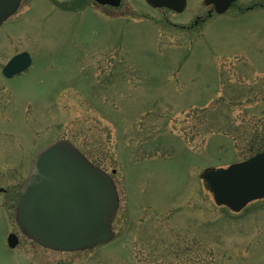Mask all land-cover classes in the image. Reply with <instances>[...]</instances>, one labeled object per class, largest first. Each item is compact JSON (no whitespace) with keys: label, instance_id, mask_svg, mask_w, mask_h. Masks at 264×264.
<instances>
[{"label":"rangeland","instance_id":"374dc122","mask_svg":"<svg viewBox=\"0 0 264 264\" xmlns=\"http://www.w3.org/2000/svg\"><path fill=\"white\" fill-rule=\"evenodd\" d=\"M201 2L22 0L0 26V186L65 139L119 196L109 244L58 252L20 237L21 262L1 240L17 227L0 195V264H264V199L231 212L201 177L264 152V0L211 16ZM24 51L31 67L5 80Z\"/></svg>","mask_w":264,"mask_h":264},{"label":"water","instance_id":"95a60500","mask_svg":"<svg viewBox=\"0 0 264 264\" xmlns=\"http://www.w3.org/2000/svg\"><path fill=\"white\" fill-rule=\"evenodd\" d=\"M151 8L181 13L187 0H144ZM236 0H203L224 13ZM21 0H0V25L15 13ZM117 7L120 0H95ZM31 64L28 53L15 55L3 69L11 77ZM115 170L112 171V174ZM202 179L217 206L234 212L264 198V152L226 168L205 169ZM119 204L112 177L86 159L71 142L62 139L43 148L22 185L15 208L20 230L45 248L74 252L110 241L112 219ZM14 235H10L9 240ZM10 246L14 242H9Z\"/></svg>","mask_w":264,"mask_h":264},{"label":"flooded vegetation","instance_id":"af4514ba","mask_svg":"<svg viewBox=\"0 0 264 264\" xmlns=\"http://www.w3.org/2000/svg\"><path fill=\"white\" fill-rule=\"evenodd\" d=\"M8 62V61H7ZM6 62V63H7ZM6 65V64H5ZM4 65V66H5ZM3 66V67H4ZM3 70V68H2ZM2 70H1V73H2ZM28 70V69H27ZM26 71L18 74V75H15L13 77H10V78H6L3 76V78L5 80H10V79H13L15 77H18V76H21L22 74H24ZM19 168V166H18ZM31 168V167H30ZM30 170V169H29ZM22 171V170H21ZM28 176V172H25L24 175H23V179H21V181L19 183H13V185H8L6 187L4 186H0V195H3V197H6L8 199V201L11 203L9 204L8 208L12 210L13 212V216H14V221H15V205H16V202H17V199H18V194H19V191L23 185V183L25 182L26 178ZM4 182H10L9 179L6 180V178L4 179ZM13 198V199H12ZM13 202V203H12ZM7 219L9 220V214L6 216ZM15 224H16V221H15ZM16 227H17V231H11V230H4L3 232V235H2V242L6 245V247L9 249L10 252H12L16 257H19L21 262H24V257L20 255V249L18 250V246H20V243H21V240H20V237H23L25 239H27L28 241H30L34 247L36 246H39L40 248H44L42 247L41 245L37 244L35 241L29 239L17 226L16 224ZM10 235H14V238L13 239H10L9 240V236ZM9 242H14V245L13 246H10ZM109 244V243H108ZM107 244H104L102 246H106ZM44 249H47V248H44ZM48 250H51V249H48ZM51 251H54V250H51ZM32 261H35L34 259H31ZM23 264V263H22Z\"/></svg>","mask_w":264,"mask_h":264}]
</instances>
